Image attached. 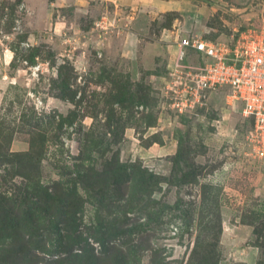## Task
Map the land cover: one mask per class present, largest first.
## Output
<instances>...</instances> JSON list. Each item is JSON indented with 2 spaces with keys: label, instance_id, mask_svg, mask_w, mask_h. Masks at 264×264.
<instances>
[{
  "label": "rangeland",
  "instance_id": "rangeland-1",
  "mask_svg": "<svg viewBox=\"0 0 264 264\" xmlns=\"http://www.w3.org/2000/svg\"><path fill=\"white\" fill-rule=\"evenodd\" d=\"M147 2L178 9L0 0V264H264L250 122L165 94L175 37L226 41L264 0Z\"/></svg>",
  "mask_w": 264,
  "mask_h": 264
},
{
  "label": "built area",
  "instance_id": "built-area-1",
  "mask_svg": "<svg viewBox=\"0 0 264 264\" xmlns=\"http://www.w3.org/2000/svg\"><path fill=\"white\" fill-rule=\"evenodd\" d=\"M103 19L100 30L106 29ZM173 47L168 76L174 86L165 92L169 101L172 96L170 106L183 111L205 94L225 90L227 100L250 122L247 144L253 155L264 159V25L240 27L226 41L175 37Z\"/></svg>",
  "mask_w": 264,
  "mask_h": 264
},
{
  "label": "crops",
  "instance_id": "crops-1",
  "mask_svg": "<svg viewBox=\"0 0 264 264\" xmlns=\"http://www.w3.org/2000/svg\"><path fill=\"white\" fill-rule=\"evenodd\" d=\"M103 1H105V4L110 3L112 5L113 15L119 14L121 9H123V7H128V6H130L131 9H133L134 7L138 11H143L144 9H150L151 10L150 12L152 13L154 10H159L161 12L174 13V11H176L175 9H178L177 5H175L174 3H170V2H161L155 5H150L148 4L147 0H103ZM108 24L110 25V22Z\"/></svg>",
  "mask_w": 264,
  "mask_h": 264
},
{
  "label": "trees",
  "instance_id": "trees-1",
  "mask_svg": "<svg viewBox=\"0 0 264 264\" xmlns=\"http://www.w3.org/2000/svg\"><path fill=\"white\" fill-rule=\"evenodd\" d=\"M3 209H2V206H1V199H0V211H2ZM1 213V212H0ZM1 217H2V219H4V218H6V213H5V211H3L2 213H1V215H0ZM18 217V214H15L14 213V215H13V219H16ZM27 217H29V215L27 214ZM68 256H69V254H68ZM67 264V263H66ZM68 264H72V263H68Z\"/></svg>",
  "mask_w": 264,
  "mask_h": 264
}]
</instances>
